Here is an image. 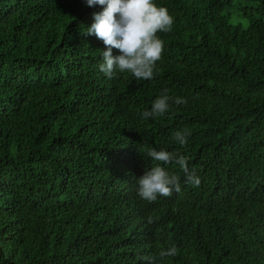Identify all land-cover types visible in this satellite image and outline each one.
<instances>
[{
	"label": "trees",
	"instance_id": "1",
	"mask_svg": "<svg viewBox=\"0 0 264 264\" xmlns=\"http://www.w3.org/2000/svg\"><path fill=\"white\" fill-rule=\"evenodd\" d=\"M154 3L174 24L137 80L100 71L86 31L102 6L0 0V264H148L172 244L157 264H264V0ZM164 90L187 103L144 119ZM150 148L186 156L200 185L162 165L180 192L139 198Z\"/></svg>",
	"mask_w": 264,
	"mask_h": 264
},
{
	"label": "clouds",
	"instance_id": "2",
	"mask_svg": "<svg viewBox=\"0 0 264 264\" xmlns=\"http://www.w3.org/2000/svg\"><path fill=\"white\" fill-rule=\"evenodd\" d=\"M89 7L102 6L103 10L93 13V23L87 27L86 35L95 36L104 44L100 71L112 79L117 72L128 71L137 80L154 78L156 64L162 59L163 41L159 32H170L174 18L167 8L154 3V0H86ZM113 49L119 54L114 55ZM170 102L176 105L186 104L182 97H171L164 90L152 102L150 110L142 113L144 119L164 116L169 111ZM191 131L176 130L171 139L180 146L187 144ZM147 156L155 163L145 169L137 178V194L142 200L154 202L158 195L170 197L179 193L180 177L170 173L162 165L175 164L185 173L187 183L198 187L201 183L195 169L189 170L188 158L178 152L150 148ZM148 224L154 218L147 217ZM179 249L172 244L167 249L161 248L157 254L142 257L148 264H157L165 257H174Z\"/></svg>",
	"mask_w": 264,
	"mask_h": 264
},
{
	"label": "rangeland",
	"instance_id": "3",
	"mask_svg": "<svg viewBox=\"0 0 264 264\" xmlns=\"http://www.w3.org/2000/svg\"><path fill=\"white\" fill-rule=\"evenodd\" d=\"M235 11V10H234ZM233 20L235 23H242L244 26H247V20L239 17V14L234 12Z\"/></svg>",
	"mask_w": 264,
	"mask_h": 264
}]
</instances>
